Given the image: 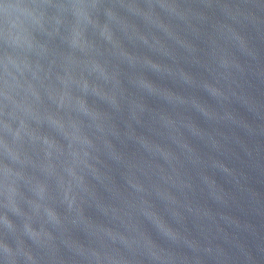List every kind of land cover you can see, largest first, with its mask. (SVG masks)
Masks as SVG:
<instances>
[{"label": "water", "instance_id": "water-1", "mask_svg": "<svg viewBox=\"0 0 264 264\" xmlns=\"http://www.w3.org/2000/svg\"><path fill=\"white\" fill-rule=\"evenodd\" d=\"M0 264H264V0H0Z\"/></svg>", "mask_w": 264, "mask_h": 264}]
</instances>
